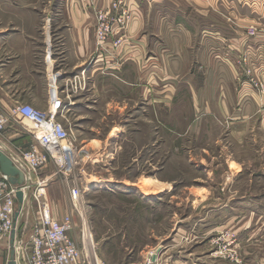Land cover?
Masks as SVG:
<instances>
[{
  "label": "crops",
  "instance_id": "crops-1",
  "mask_svg": "<svg viewBox=\"0 0 264 264\" xmlns=\"http://www.w3.org/2000/svg\"><path fill=\"white\" fill-rule=\"evenodd\" d=\"M119 1L131 19L124 31L99 47L97 14L118 17L112 5ZM252 29L257 31L255 38L247 35ZM120 38L121 45L113 47ZM242 56L249 58L264 83V0H0V114L9 116L20 105L48 111L57 97L63 121L75 128L78 137L101 136L92 125L100 121L110 122L105 124L106 138L113 143V137L153 135L157 148H167V137L172 138V148H221L220 156L229 157L226 180L238 181L244 168L235 158V148H248L254 131L258 144L257 129L264 139V96L239 67ZM119 121L126 123L122 127ZM34 133L31 123L11 117L0 133V150L16 161L18 150L36 144ZM96 141L104 142L91 143ZM232 163L240 167L238 174L232 175ZM161 174L159 169L150 183L158 190L141 191L139 199L151 227L150 243L133 255L135 259L128 255L126 264H199L194 240L200 224L199 202L214 200V194L208 191L200 196L199 188L207 187H180L177 180L162 179ZM27 177L34 185L36 175ZM246 194L239 200H249ZM183 195L187 212L174 210L172 218L178 220L168 235L165 210ZM235 195L228 201L236 200ZM31 197L32 191L17 234L28 248L36 222ZM243 207L248 211V204ZM228 208L208 211L219 218L247 217V211L240 214ZM52 211L57 220L70 214ZM31 214L33 224L28 228ZM72 217V238L80 245L82 227L79 230ZM119 234L113 236L118 241L99 242L103 260L108 245L113 247L116 241L119 249L123 244ZM9 244L11 237L2 244L4 264L11 257ZM16 262L24 264L19 252Z\"/></svg>",
  "mask_w": 264,
  "mask_h": 264
},
{
  "label": "rangeland",
  "instance_id": "rangeland-1",
  "mask_svg": "<svg viewBox=\"0 0 264 264\" xmlns=\"http://www.w3.org/2000/svg\"><path fill=\"white\" fill-rule=\"evenodd\" d=\"M247 81L249 83V80ZM59 115L62 116L61 111ZM63 122L66 127L70 126L67 121ZM124 123L126 122L119 121L118 125L123 127ZM105 124L110 126V122H92L95 127L93 129L101 134L97 138L85 135L78 137L74 133L75 128L71 126L74 130L71 129L72 132L78 138L76 146L86 147L89 158H85L80 166L66 175L61 174L53 164H48L34 181H46L45 197L48 205L57 213L72 214L79 230L82 227L81 213L83 218H87V224L94 237L98 264H126L128 255L136 256L145 244L150 243L151 227L145 215L146 210L139 199L141 191L150 193L158 190V187L151 186L150 183L151 179L158 176L159 169L162 179L177 180L176 183L180 184V187L181 184L207 187L205 191L199 188L200 196H206L208 191L214 194V200L206 201L201 198L199 202L200 224L198 237L194 238L197 242L195 251L199 264H239L237 261L240 264H264V139L258 134V129V144L254 131L248 141V148H235V158L242 163L244 172L238 181L228 182L225 162L229 157L220 156L221 148H172V138L169 137L167 148H157L153 145L152 125L149 130L152 136L113 137V143L112 138H106L108 129ZM95 139L104 142L91 143ZM132 139L136 141L135 144ZM105 145L106 148H100ZM233 167L235 169L231 170L232 175L238 174L240 167L235 164ZM115 183L120 187L115 188ZM75 187L81 190L83 196L80 208L73 205L71 198V190ZM128 189H133V192ZM34 190L33 188L31 191ZM182 192L187 191L183 189ZM127 193L135 195L127 198L124 196ZM245 193L250 199L240 201L239 198L245 197ZM232 195L236 196V200L230 202L228 200ZM174 204L179 205H168L165 210L168 235L178 220L176 217L175 220L172 218L174 210L177 209L176 211L183 215L187 212L184 195L182 200L178 198ZM245 204H248V211L243 209ZM29 205L31 213L35 215L37 205L33 198ZM223 205H228V210L232 212L244 214L247 211V217L219 218L220 216L209 214L208 210ZM85 209L88 214H85ZM26 212L28 213L27 210ZM31 218L28 228L33 224V215ZM239 223L241 225H238ZM116 231H119V239L123 241L119 249L116 248L117 238H113ZM112 239L116 241L113 247L108 245L103 260L100 254L103 243L99 242L110 243ZM18 250L16 253H20Z\"/></svg>",
  "mask_w": 264,
  "mask_h": 264
},
{
  "label": "built area",
  "instance_id": "built-area-1",
  "mask_svg": "<svg viewBox=\"0 0 264 264\" xmlns=\"http://www.w3.org/2000/svg\"><path fill=\"white\" fill-rule=\"evenodd\" d=\"M121 1L112 5V11H119L118 17L112 18L109 14L99 12L97 14L96 41L99 47H103L113 34L124 31L131 19L128 9L123 10ZM249 38H255L257 31L252 29L247 33ZM122 38L113 43V47L121 45ZM238 65L244 76L249 80L250 85L264 96V83L255 75V68L247 56L240 57ZM257 78V79H256ZM57 97H54L51 109L40 111L30 105L17 106L8 115L0 114V133H3L9 123L10 118L24 119L32 124L35 129L33 134L35 145L27 150H18L14 165L26 176V184L21 187H14L8 177L0 172V264L3 262L2 244L10 239L12 232L20 231L19 221L26 212L29 203V194L32 192L33 202L37 205L36 222L33 227L30 240V247L24 245L18 238L14 242V250L20 249L19 261L24 264H90L88 255V240L94 239L87 218L82 219V229L80 232V245L72 238L74 231V221L72 215H66L61 220L54 218L53 211L48 205L45 197L46 181L39 180L34 185L27 176L39 173L49 163L53 164L61 174L71 173L85 158H89V152L85 148L76 146V137L72 130L63 122L64 117L59 115ZM24 194V206L18 207L17 193ZM73 205L77 208L82 204V193L78 187L71 190ZM20 213L18 221H15L16 213ZM93 246V245H92ZM11 251V244L8 246ZM95 250V244H94ZM96 253V250H95ZM237 263L240 264L239 261ZM242 263V262H241Z\"/></svg>",
  "mask_w": 264,
  "mask_h": 264
},
{
  "label": "water",
  "instance_id": "water-1",
  "mask_svg": "<svg viewBox=\"0 0 264 264\" xmlns=\"http://www.w3.org/2000/svg\"><path fill=\"white\" fill-rule=\"evenodd\" d=\"M0 172L8 177L9 182L14 187H21L25 182V176L23 172L17 168L10 157H8L4 152L0 150ZM17 200L20 204V207L24 206V194L22 191H19L16 195ZM20 213L17 212L15 216V221H18ZM17 231H13L11 234V257L8 264H17L16 262V252L14 250V242L16 239Z\"/></svg>",
  "mask_w": 264,
  "mask_h": 264
},
{
  "label": "bare ground",
  "instance_id": "bare-ground-1",
  "mask_svg": "<svg viewBox=\"0 0 264 264\" xmlns=\"http://www.w3.org/2000/svg\"><path fill=\"white\" fill-rule=\"evenodd\" d=\"M231 165H232V164H231ZM233 165H234V164H233ZM233 165H232V170L235 169V168L233 167ZM87 240H88V246H89L88 249H87V251H88L89 258H90V262H91V264H98V263H99V259H98L97 254L95 253V250H94V244H95L94 239L91 240V239L88 237ZM92 245H93V246H92Z\"/></svg>",
  "mask_w": 264,
  "mask_h": 264
}]
</instances>
